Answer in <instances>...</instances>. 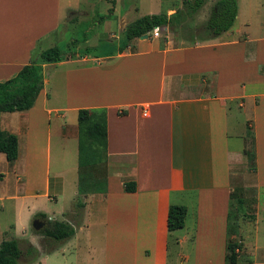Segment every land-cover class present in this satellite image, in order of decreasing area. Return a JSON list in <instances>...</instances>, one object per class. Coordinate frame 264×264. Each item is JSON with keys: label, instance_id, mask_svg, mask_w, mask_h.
I'll return each mask as SVG.
<instances>
[{"label": "crops", "instance_id": "obj_1", "mask_svg": "<svg viewBox=\"0 0 264 264\" xmlns=\"http://www.w3.org/2000/svg\"><path fill=\"white\" fill-rule=\"evenodd\" d=\"M252 5L254 14L242 19L239 2L233 27L206 41L186 43L167 28L159 36L135 38L125 50L119 42L108 53L83 56L78 42L76 54L44 64L34 106L1 113V129L18 138V158L9 161L0 151V201H14L18 220L28 208L36 219L44 213L76 228L60 249L39 236L45 258L38 264H226L232 190L248 193L256 224L264 187V4ZM85 7L83 0H0V81L15 77L35 53L56 46L60 32L84 26V15H91ZM106 17L98 23L109 24ZM128 23L122 21V31ZM69 38L78 40L76 34ZM97 108L107 109L108 146L103 160L87 171L106 186L81 195L86 204L78 211L79 111ZM53 136L61 150H76L70 174L61 168L52 177ZM103 163L107 172L99 178L94 168ZM129 182H136L135 191L125 190ZM40 198L69 200L60 210L64 220L36 209ZM171 205L188 209L180 229L169 230ZM244 248L237 264H256L241 255ZM23 258L35 264L33 255Z\"/></svg>", "mask_w": 264, "mask_h": 264}, {"label": "trees", "instance_id": "obj_2", "mask_svg": "<svg viewBox=\"0 0 264 264\" xmlns=\"http://www.w3.org/2000/svg\"><path fill=\"white\" fill-rule=\"evenodd\" d=\"M206 0H184V8L178 9L173 14L167 13L148 14L135 21L129 22L123 31L120 50H125L135 38L144 35L150 36L155 27L171 31L182 29L185 33L186 17L203 6ZM239 12L238 0H219L213 9L211 17L197 29L196 39H212L230 30L235 24ZM107 18L103 16L100 21ZM199 32V33H198ZM187 34V33H186ZM79 42V41H78ZM90 47L80 51V55L90 53ZM70 52V51H69ZM59 46H53L32 56L31 62L24 66L22 70L13 78L0 81V116L2 112L22 111L34 106L40 94L45 79L44 64L56 63L69 53ZM76 54V53H72ZM79 125V166L81 169L79 176V193L76 199L75 208L81 211L85 207V201L81 195L89 192L104 191L105 180H98L87 171V168L99 164L107 152L108 146V117L107 109H81L78 117ZM0 151L5 153L9 161L18 158V138L15 134L4 132L0 126ZM252 167L255 169L256 154L253 151L248 153ZM104 187V189H102ZM136 182H129L125 186L126 191H135ZM239 190V191H238ZM232 190V203L228 214V235L230 239L227 244L226 264H237L240 262L239 249L241 245L235 240L233 235L238 234V229L232 225L238 220L239 215L245 210V198L243 190ZM234 201H236L234 203ZM235 206V207H233ZM188 209L184 205H171L168 216L169 230L180 229L185 226ZM40 220H44L46 225L37 233L44 234L58 241H65L72 238L76 233L73 224L67 221L51 220L44 213L37 215ZM23 250L17 239L3 240L0 243V264H19Z\"/></svg>", "mask_w": 264, "mask_h": 264}, {"label": "rangeland", "instance_id": "obj_3", "mask_svg": "<svg viewBox=\"0 0 264 264\" xmlns=\"http://www.w3.org/2000/svg\"><path fill=\"white\" fill-rule=\"evenodd\" d=\"M219 0H206L201 8L197 11L192 12L186 17V28L188 31L185 33L182 29H177L174 32L169 30L168 34L173 38H179V40L185 41L189 43V39L193 40L196 39V31L201 26L205 25V23L211 17L213 9ZM242 6V15L244 19L245 17L250 18L252 16V11L254 10V6L252 4H257L259 2L264 4V0H238ZM85 9L90 12V17L84 15L83 18V25L79 27L78 31L71 33L70 31L67 32H60L54 41V45L59 46L62 50H70L71 48L76 49L73 51L74 53L77 52V47L81 44V49L90 47V52L93 50L96 51L95 54H105L110 52L115 45H118L121 38L123 37V31L121 28V24L123 20H128V22L135 21L145 15L148 14H160V13H167L169 8L174 7L175 9H183L184 8V0H83ZM254 14V13H253ZM112 19L109 24H99L100 18L103 16H109ZM237 24V27L241 26L240 23ZM91 27L93 29H91ZM90 31H85L89 29ZM109 29L115 32L117 38H113L109 40ZM161 33H164L163 31ZM199 33V32H198ZM76 34L78 36V40H71L70 38L66 39V37ZM222 35V34H221ZM219 37V36H218ZM75 38V37H74ZM77 38V37H76ZM80 40V41H79ZM209 39H203L201 41H206ZM80 42V44L78 43ZM82 50V51H83ZM73 52H69L72 54ZM248 135L251 136V131L248 129ZM70 143V142H69ZM250 149L253 148L252 142H250ZM76 150L74 146H68L65 150H61L57 145L56 138L53 136L52 141V177H55V173L58 172L59 169H67L68 174L72 167L77 161ZM65 157V162L62 166L59 167V161L62 157ZM76 157V158H74ZM61 165V164H60ZM59 167V168H57ZM94 171L99 178H104L106 175V164L99 165L98 167L94 168ZM2 172H5L2 169ZM75 172L73 170V176ZM53 185L55 180L52 181ZM75 186L77 183L75 182ZM238 190V189H237ZM243 190V197H246V191ZM239 191V190H238ZM259 195V207H258V221L253 222L255 216L252 211V207L245 204V210L240 213L238 220L232 225L234 229L240 228L241 224H246V228L244 232H238L236 241H240L244 236V242L240 243L241 248L244 246V252L241 255L245 257H251L256 264H264V187L261 189ZM31 200L27 199L26 201ZM246 201V200H245ZM30 206L32 205L31 201H28ZM236 201H234L235 203ZM70 205L69 200L61 199L59 203L56 204L54 201H50L47 198H40L35 203L36 209L42 211H49L51 215H54L59 220H64L63 214L60 213V210L63 207ZM235 207V206H233ZM16 206L14 201L10 200H2L0 201V243L3 240L9 239H17L21 244V248L23 250V255L19 264H32V262H23V257H28V255H33L35 264H38L40 261L44 262V253L41 251L45 249V244L42 241L39 242L38 237L42 236L43 234L37 233L34 228V222L36 220V215L33 217L28 211V208L23 210V217L21 220H18L16 216ZM31 209L33 207L31 206ZM34 211L32 210V213ZM19 221V224L17 222ZM243 222V223H242ZM17 224V228L13 227V225ZM248 224V225H247ZM47 238V237H46ZM50 240L51 245L54 244L57 246L58 249L64 248L65 243L63 241H58L52 238H47ZM34 242L38 245L36 249H28L29 242ZM190 246L193 245L190 243ZM172 253L176 252V246L171 244L170 246ZM98 249H101L98 248ZM185 252L192 253L190 251L185 250ZM43 254V255H41Z\"/></svg>", "mask_w": 264, "mask_h": 264}, {"label": "water", "instance_id": "obj_4", "mask_svg": "<svg viewBox=\"0 0 264 264\" xmlns=\"http://www.w3.org/2000/svg\"><path fill=\"white\" fill-rule=\"evenodd\" d=\"M148 35L142 36V38H147ZM45 226V223L42 220L36 219L34 222V228L36 230H41Z\"/></svg>", "mask_w": 264, "mask_h": 264}, {"label": "built area", "instance_id": "obj_5", "mask_svg": "<svg viewBox=\"0 0 264 264\" xmlns=\"http://www.w3.org/2000/svg\"><path fill=\"white\" fill-rule=\"evenodd\" d=\"M162 29H160L159 27H155L153 34L154 36H159L161 35Z\"/></svg>", "mask_w": 264, "mask_h": 264}]
</instances>
